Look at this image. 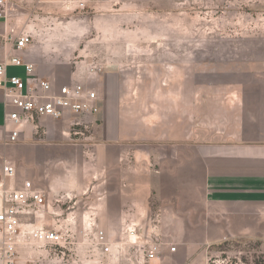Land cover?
Segmentation results:
<instances>
[{"label":"rangeland","instance_id":"1","mask_svg":"<svg viewBox=\"0 0 264 264\" xmlns=\"http://www.w3.org/2000/svg\"><path fill=\"white\" fill-rule=\"evenodd\" d=\"M9 20L33 35L38 61L57 81L81 74L99 93L95 74L110 66L162 67L169 140L264 142V0H18ZM82 196L58 192L53 216L65 242L32 245L22 264H148L137 242L114 230L108 235L120 243L102 253L93 209L75 203ZM202 198L199 221L211 216L222 224ZM258 209L246 214L240 234L216 228V242H204L206 229L186 230L198 249L197 259L183 264L264 261V203Z\"/></svg>","mask_w":264,"mask_h":264},{"label":"crops","instance_id":"2","mask_svg":"<svg viewBox=\"0 0 264 264\" xmlns=\"http://www.w3.org/2000/svg\"><path fill=\"white\" fill-rule=\"evenodd\" d=\"M20 32L27 30L9 18L0 19V48L11 49L13 41L8 38ZM22 55L35 64L37 76L57 85L70 79L89 81L81 74L57 81L52 69L41 66L33 44ZM139 69L125 62L95 74L98 113L67 112L60 119L41 117L20 124V137L14 142L8 139L14 127L8 122L11 106L0 95V171L10 161L16 176L5 180L7 187L19 189L31 180L43 192V209L26 221L55 226L58 192L74 196L83 192L75 203L93 209L94 232L114 230L122 237L133 224L138 243L159 245L152 260L140 249L141 259L148 264H183L196 260L198 249L186 230L206 229L204 242H216V228L228 227L240 234L247 226L246 214L263 205L264 142L169 140L167 127L162 128L171 116V112L162 114V67L148 73ZM8 73L25 75L16 66H9ZM200 193L210 209L223 215L222 224L211 216L199 221ZM31 248L22 249L20 264L34 254Z\"/></svg>","mask_w":264,"mask_h":264},{"label":"built area","instance_id":"3","mask_svg":"<svg viewBox=\"0 0 264 264\" xmlns=\"http://www.w3.org/2000/svg\"><path fill=\"white\" fill-rule=\"evenodd\" d=\"M18 0H0V19L8 20L14 4ZM11 49L0 48V95L11 106L8 122L10 142L20 137V124L35 122L41 117L63 118L67 112L93 115L99 112L98 93L82 82L55 84L35 74V64L22 55L33 44V35L20 32L13 38ZM24 69L25 75L9 74L8 67ZM16 176V166L5 161L0 171V264H20L22 249L36 244L63 245L65 234L57 226H47L26 221L33 212L43 209L45 196L31 180H26L22 188L7 187L5 180ZM126 237L137 242L146 252L148 260L157 257L159 245L156 242L138 243V229L131 224L125 230ZM135 236V240L132 239ZM96 244L104 254H112L120 242L111 239L105 230L94 232ZM172 251L176 246L171 247Z\"/></svg>","mask_w":264,"mask_h":264},{"label":"trees","instance_id":"4","mask_svg":"<svg viewBox=\"0 0 264 264\" xmlns=\"http://www.w3.org/2000/svg\"><path fill=\"white\" fill-rule=\"evenodd\" d=\"M234 241V239H230V240H226V241H223V242H221V243H219L218 245H223V244H226V243H229V242H233ZM257 262V264H264V261H262V260H257L256 261Z\"/></svg>","mask_w":264,"mask_h":264}]
</instances>
